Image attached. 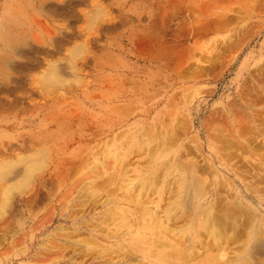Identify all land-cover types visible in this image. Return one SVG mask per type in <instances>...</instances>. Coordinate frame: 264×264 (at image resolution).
I'll use <instances>...</instances> for the list:
<instances>
[{
    "label": "rangeland",
    "instance_id": "obj_1",
    "mask_svg": "<svg viewBox=\"0 0 264 264\" xmlns=\"http://www.w3.org/2000/svg\"><path fill=\"white\" fill-rule=\"evenodd\" d=\"M42 11L50 19L37 20L35 41L18 52L10 81L0 83V163L17 162L13 176L40 161L0 211V264L156 261L148 256L152 244L136 238V220L121 227L110 212L134 209L131 190L110 178L128 171L136 181L153 146L172 130L181 132L174 150L191 139L207 154L216 123L264 131V0H48ZM81 41L89 58L77 78L41 87L47 60ZM59 68L71 78L67 63ZM260 139L232 161L264 200ZM242 237L228 241L229 257ZM93 239L100 246L89 245ZM256 257L264 264V253Z\"/></svg>",
    "mask_w": 264,
    "mask_h": 264
},
{
    "label": "bare ground",
    "instance_id": "obj_2",
    "mask_svg": "<svg viewBox=\"0 0 264 264\" xmlns=\"http://www.w3.org/2000/svg\"><path fill=\"white\" fill-rule=\"evenodd\" d=\"M243 123L238 122V126L231 128L229 125L228 128L224 127L222 123L214 124L209 129L211 135L207 137L209 154L203 151L205 145L202 142L201 144L200 142L193 143L191 139L188 142L184 141L186 143H183L182 150H174L176 142L181 143V132L176 133L172 130L173 134L165 136L163 134L153 146L154 149L149 154L150 159L144 161L145 164L149 162L147 165L144 164V169L136 181L130 180L131 176L127 177L128 171L125 173L121 171L120 176H116L118 174L111 176L110 181L120 180L123 189L131 190L134 209L130 210L127 207L128 209L110 212L115 213L114 216L120 219L121 227L132 225L133 217L136 220L134 223H137L136 235L138 237L136 238L144 243L152 244L148 256L153 255L157 259L156 261L139 259L138 264H257L259 258L256 255L264 253V216L262 215L264 214V200L256 192L253 195L250 186L243 184L244 180L240 179L242 176L237 172V167L233 165L232 160L242 155L245 146L251 143L254 147L253 141L260 137L264 139V131H260L261 128L259 130L248 127L249 130L242 133ZM182 140H185L184 137ZM130 148H127L128 152L131 151ZM38 162L40 161H33V164L25 168L22 175L20 172L14 173L13 176L10 174L14 171V165L17 162L16 164L14 162L0 163V187L3 186L2 191L0 190L2 192L1 212L10 205L15 189L28 186L27 181L34 175L33 171L38 167ZM19 176L24 178L19 180ZM98 190L99 185L96 182L95 186L93 184L90 186L89 195L92 197L99 195ZM165 193L166 196H164ZM156 194L158 199L154 196ZM4 213L6 212L3 211ZM126 233L131 236L132 232ZM239 236H243L241 243L230 258L226 252V245L229 240L239 238ZM93 240L88 244L95 247L100 246L99 242ZM122 244L118 242L117 245L122 248ZM126 257L128 259V255Z\"/></svg>",
    "mask_w": 264,
    "mask_h": 264
},
{
    "label": "clouds",
    "instance_id": "obj_3",
    "mask_svg": "<svg viewBox=\"0 0 264 264\" xmlns=\"http://www.w3.org/2000/svg\"><path fill=\"white\" fill-rule=\"evenodd\" d=\"M47 2L48 0H0V83L10 81L14 75L10 65L22 59L18 52L29 47V41H35L37 20L50 19L42 11L43 4ZM90 14L93 18H98L92 9ZM87 58L89 47L81 41L68 48L63 57L47 60L46 67L38 73L41 87L55 89L74 81L80 63L86 62ZM62 63L69 66L71 78H65L61 74L59 65Z\"/></svg>",
    "mask_w": 264,
    "mask_h": 264
}]
</instances>
